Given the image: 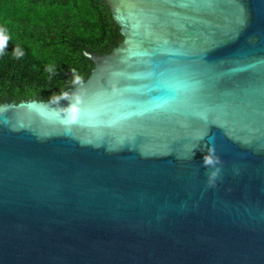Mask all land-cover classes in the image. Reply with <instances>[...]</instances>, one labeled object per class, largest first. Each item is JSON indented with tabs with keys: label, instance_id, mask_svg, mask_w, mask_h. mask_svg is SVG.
Here are the masks:
<instances>
[{
	"label": "water",
	"instance_id": "1",
	"mask_svg": "<svg viewBox=\"0 0 264 264\" xmlns=\"http://www.w3.org/2000/svg\"><path fill=\"white\" fill-rule=\"evenodd\" d=\"M105 2L85 81L0 104V264H264V0Z\"/></svg>",
	"mask_w": 264,
	"mask_h": 264
},
{
	"label": "trees",
	"instance_id": "2",
	"mask_svg": "<svg viewBox=\"0 0 264 264\" xmlns=\"http://www.w3.org/2000/svg\"><path fill=\"white\" fill-rule=\"evenodd\" d=\"M0 26L11 37L0 56V104L60 97L77 85L72 69L81 82L90 75L85 50L109 53L122 40L105 0H0ZM50 65L55 74L45 71Z\"/></svg>",
	"mask_w": 264,
	"mask_h": 264
},
{
	"label": "clouds",
	"instance_id": "3",
	"mask_svg": "<svg viewBox=\"0 0 264 264\" xmlns=\"http://www.w3.org/2000/svg\"><path fill=\"white\" fill-rule=\"evenodd\" d=\"M11 39L10 35L8 34V31L5 27L0 26V56H2L4 54L5 49H7L8 47V42ZM12 54L14 56L15 59H20L23 57L24 52L21 48L19 47H13L12 49ZM46 72H48L49 74H55V70L54 68L50 65L48 67H46L45 69ZM71 75L74 78L73 79V83L74 84H80L81 83V78L79 77V75L77 74L75 69L71 70ZM64 99H67V97H63ZM204 163L205 164H212L213 160L207 156H205L204 158ZM216 175L215 172L212 173V178H214ZM211 179V178H210Z\"/></svg>",
	"mask_w": 264,
	"mask_h": 264
}]
</instances>
